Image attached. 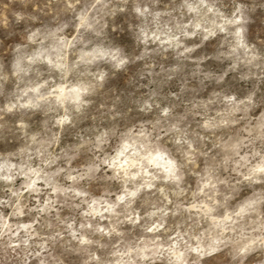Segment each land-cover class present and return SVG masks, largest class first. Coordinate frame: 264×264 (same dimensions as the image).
Here are the masks:
<instances>
[{"label": "clouds", "instance_id": "1", "mask_svg": "<svg viewBox=\"0 0 264 264\" xmlns=\"http://www.w3.org/2000/svg\"><path fill=\"white\" fill-rule=\"evenodd\" d=\"M0 264H264V0H0Z\"/></svg>", "mask_w": 264, "mask_h": 264}]
</instances>
